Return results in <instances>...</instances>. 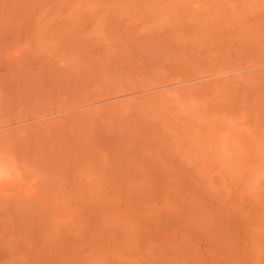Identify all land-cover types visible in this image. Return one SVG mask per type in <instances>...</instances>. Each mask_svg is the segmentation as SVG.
<instances>
[{"label": "rangeland", "instance_id": "rangeland-1", "mask_svg": "<svg viewBox=\"0 0 264 264\" xmlns=\"http://www.w3.org/2000/svg\"><path fill=\"white\" fill-rule=\"evenodd\" d=\"M0 264H264V0H0Z\"/></svg>", "mask_w": 264, "mask_h": 264}]
</instances>
